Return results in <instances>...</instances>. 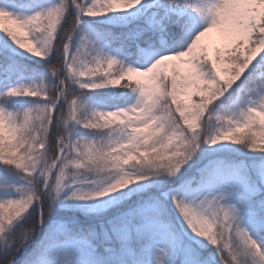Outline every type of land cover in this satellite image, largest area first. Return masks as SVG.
<instances>
[{
  "label": "snow or ice",
  "instance_id": "obj_1",
  "mask_svg": "<svg viewBox=\"0 0 264 264\" xmlns=\"http://www.w3.org/2000/svg\"><path fill=\"white\" fill-rule=\"evenodd\" d=\"M0 264H264V0H0Z\"/></svg>",
  "mask_w": 264,
  "mask_h": 264
},
{
  "label": "rangeland",
  "instance_id": "obj_2",
  "mask_svg": "<svg viewBox=\"0 0 264 264\" xmlns=\"http://www.w3.org/2000/svg\"><path fill=\"white\" fill-rule=\"evenodd\" d=\"M213 36L215 37L216 36V33H213Z\"/></svg>",
  "mask_w": 264,
  "mask_h": 264
}]
</instances>
